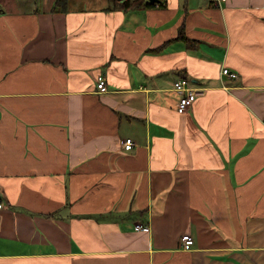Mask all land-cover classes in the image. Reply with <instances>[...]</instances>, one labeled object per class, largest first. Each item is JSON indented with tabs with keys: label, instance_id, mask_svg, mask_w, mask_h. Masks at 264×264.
<instances>
[{
	"label": "crops",
	"instance_id": "obj_1",
	"mask_svg": "<svg viewBox=\"0 0 264 264\" xmlns=\"http://www.w3.org/2000/svg\"><path fill=\"white\" fill-rule=\"evenodd\" d=\"M137 1L0 0V264H264V0Z\"/></svg>",
	"mask_w": 264,
	"mask_h": 264
},
{
	"label": "built area",
	"instance_id": "obj_2",
	"mask_svg": "<svg viewBox=\"0 0 264 264\" xmlns=\"http://www.w3.org/2000/svg\"><path fill=\"white\" fill-rule=\"evenodd\" d=\"M166 1V0H163ZM163 1H161L160 3H156V5H163ZM221 2H225V0H220ZM222 74L225 76H230L232 78L236 77V74L233 72H230L228 69H223L222 70ZM105 81H104V77L103 76H99L98 78V83H97V88L98 89H102L103 85H104ZM174 88L180 92L181 97L180 100L178 101V107H177V111L179 113H184L186 111V109H188L191 105H192V101L197 97L200 96V94L203 92V90L201 89H196V88H191L189 86H187V82L186 80H178L174 83ZM133 146V141L132 139H126L121 141V147L124 148V150L126 151H130V149ZM5 207L4 204H2V202H0V210H3ZM136 229L142 230L144 232H147L149 230L148 226H142V225H136L135 227ZM193 244V238L191 235H187L184 234L181 236L180 239V245L185 247V248H189L191 245Z\"/></svg>",
	"mask_w": 264,
	"mask_h": 264
},
{
	"label": "trees",
	"instance_id": "obj_3",
	"mask_svg": "<svg viewBox=\"0 0 264 264\" xmlns=\"http://www.w3.org/2000/svg\"><path fill=\"white\" fill-rule=\"evenodd\" d=\"M55 1H56L55 2V5L63 8V9L65 8L64 5H65L66 0H55ZM137 2L138 3H136V5L138 7H140V6H144V7H154V5H155V4H152V3L147 2L146 0L145 1L144 0H138Z\"/></svg>",
	"mask_w": 264,
	"mask_h": 264
},
{
	"label": "rangeland",
	"instance_id": "obj_4",
	"mask_svg": "<svg viewBox=\"0 0 264 264\" xmlns=\"http://www.w3.org/2000/svg\"><path fill=\"white\" fill-rule=\"evenodd\" d=\"M33 1H34V0H26L25 5H27V4H32Z\"/></svg>",
	"mask_w": 264,
	"mask_h": 264
},
{
	"label": "water",
	"instance_id": "obj_5",
	"mask_svg": "<svg viewBox=\"0 0 264 264\" xmlns=\"http://www.w3.org/2000/svg\"><path fill=\"white\" fill-rule=\"evenodd\" d=\"M118 1H122V0H118ZM158 0H148L149 3L154 4V2H157Z\"/></svg>",
	"mask_w": 264,
	"mask_h": 264
}]
</instances>
